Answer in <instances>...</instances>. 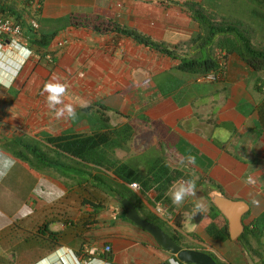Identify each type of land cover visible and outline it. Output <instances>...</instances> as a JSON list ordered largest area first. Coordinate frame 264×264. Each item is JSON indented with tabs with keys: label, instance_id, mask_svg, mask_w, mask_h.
I'll return each mask as SVG.
<instances>
[{
	"label": "crops",
	"instance_id": "obj_1",
	"mask_svg": "<svg viewBox=\"0 0 264 264\" xmlns=\"http://www.w3.org/2000/svg\"><path fill=\"white\" fill-rule=\"evenodd\" d=\"M0 2L35 19L39 36L57 32L47 48L31 44L29 31L21 44L0 39V150L15 160L0 179V197L6 198L0 201V264H87L93 248L106 264H184L123 219L109 188L94 178L97 166L47 143L96 133L112 139L101 148L106 161L145 181L133 199L141 217L159 219L155 204L162 202L174 225L159 221L188 245L183 248L206 252L220 264H264V78L236 55L214 48L202 54L195 39L204 33L190 10L231 24L224 15L231 0H42L40 14L18 0ZM255 18L250 35L262 38V9ZM207 57L224 63L216 82L182 68V60ZM54 75L69 84L64 99L76 108V120L56 119L40 95ZM18 137L40 142L58 161L57 170L34 171L16 159L7 147ZM188 151L197 157L195 166L180 164ZM105 168L104 178L123 184L116 168ZM249 175L254 186L244 183ZM18 176L36 185L31 202L25 199L13 216L9 201ZM193 177L204 213H195L192 197L177 207L167 195L177 181ZM114 208L120 211L115 220ZM27 234L43 244L28 259ZM106 246L111 253L104 254Z\"/></svg>",
	"mask_w": 264,
	"mask_h": 264
},
{
	"label": "trees",
	"instance_id": "obj_2",
	"mask_svg": "<svg viewBox=\"0 0 264 264\" xmlns=\"http://www.w3.org/2000/svg\"><path fill=\"white\" fill-rule=\"evenodd\" d=\"M254 2H256V4H260V5H256V7L254 6V13H256L258 9H262L264 11V0H252V3ZM27 5L31 7L30 4ZM41 10L42 9L39 8L36 10V12L40 14ZM190 10L192 11L191 12L192 17L194 18L195 21H197L200 24L201 29L203 30L204 33L203 36L199 35L195 39V42L196 41L201 42L199 44L201 46L200 47L201 49H203L204 51H209L210 48L211 49L214 48L219 50L221 53L225 52L226 56L236 55L245 64L250 66V68L254 70L256 74L261 73L264 75V43L262 47L254 46L252 41L253 36L246 33V30L248 29L246 26V22L240 19H234L233 23L231 24H225L222 22L214 23L200 9L198 10L196 8L195 9L190 8ZM0 18L12 19L14 22H16L21 26L23 34L25 31L30 32L31 40L29 38V41L31 42V44L32 43L39 44V46L44 48L48 47V45L52 42V40L56 37L57 34V32H54L52 34H42L39 36L38 33L36 32L38 28L37 29L32 28L28 20L23 19V17L17 12H15L13 8L7 7L1 2H0ZM31 20H35V19H31ZM248 26L250 32L251 31L250 25ZM118 30L124 33L125 35L136 37L133 32L122 29H118ZM167 52L168 55H172L171 52L169 51ZM182 63H183L182 68L184 70L201 74L203 76H206L211 72L217 73L219 72V70L223 69L222 66L218 64L217 60L212 59L210 57L209 58L207 57L201 63L198 62L197 60H182ZM258 89L259 91H262L263 88L261 86H258ZM262 118L264 119V115L262 116ZM110 141H112V139H110V136L108 134L96 133L93 136L82 137V138L79 137L49 138L47 140V143H49L52 146H55L56 149H58L61 153L73 156L77 159L86 161L88 163H92L95 166H97V168L95 169L96 172H98L99 174L94 177L96 182L103 184L104 188L106 187V189L109 188L108 195L118 203L120 209L122 210L121 214L123 216V219L126 222H129L126 219L125 213L123 211L120 202L123 199H128L135 207L133 203V199H135L136 197L134 195V192H132L128 188V185L137 182L141 186V184L144 185L145 181L142 178H139V175L136 174L130 168H127L125 166H116V164L112 165V163L110 164L108 161H106V158L104 156L106 152L103 151L101 148L103 146L106 147V144L108 145V142ZM7 149L16 159L26 163L33 170L36 166L37 169L50 167L57 170V168L54 167V165L57 164L58 161L50 158L49 152L44 150L42 148V144L38 141L26 137H18L13 139L9 143ZM100 168H105L106 171H109L112 168H116L114 174L123 181V184H115V182L107 178H104L103 174L101 173L104 174L106 173L102 171V169ZM142 188L143 187L141 186V189ZM145 220L158 225L160 228L164 230V228L162 227L163 225L156 217L152 216L150 217V219H145ZM167 234L171 236L176 242L179 241L174 234H170V233ZM221 239L223 240L224 236ZM216 262L220 264L218 260H216Z\"/></svg>",
	"mask_w": 264,
	"mask_h": 264
},
{
	"label": "clouds",
	"instance_id": "obj_3",
	"mask_svg": "<svg viewBox=\"0 0 264 264\" xmlns=\"http://www.w3.org/2000/svg\"><path fill=\"white\" fill-rule=\"evenodd\" d=\"M68 90L69 84L66 81H62L55 75L46 81L43 85V88L41 89L40 95L45 96L46 106L54 114L56 119L64 118L76 120L78 118V114L74 105L65 102L64 98L67 95ZM196 163L197 157L191 151H188V153L180 161V164L184 167L195 166ZM14 164V158L0 150V179H3L8 174ZM197 180L198 177L179 180L172 187H170L167 195L170 197L171 203L174 206L179 207L184 204L186 198L192 197L194 200L195 213H204L207 208L200 198H197ZM244 183L246 185L254 186L256 184V179L249 175L245 178ZM251 203L255 207H260L261 205V201L255 197L252 198ZM157 207L159 208L160 205H157ZM105 251L108 250L105 249ZM95 252L96 249L93 248L91 252L92 259L88 260L87 264H106L105 260L95 256ZM38 264H41V262H38ZM172 264H175V262L172 261Z\"/></svg>",
	"mask_w": 264,
	"mask_h": 264
},
{
	"label": "rangeland",
	"instance_id": "obj_4",
	"mask_svg": "<svg viewBox=\"0 0 264 264\" xmlns=\"http://www.w3.org/2000/svg\"><path fill=\"white\" fill-rule=\"evenodd\" d=\"M251 1H250V3L247 4L245 0H231L230 5H228V8H226L227 11H224V15L231 18L230 21L231 20L234 21V18H236V19H240V20H243L244 22H246V26L248 28L246 30V33L249 34V35H250L251 31L249 32V26L248 25L254 26L255 24H257V21H258L257 18H255L254 6L256 7V5H260V4H256V2L252 3ZM57 24L59 25V23H57ZM61 24L64 25V20H62ZM42 25L45 27L46 23L43 21ZM252 33H255V32H252ZM261 34H263L262 38H258V37H254V36L252 38L253 44L256 47H262L263 46L264 33L261 32ZM206 53H207V51H204V53H202V54H204L206 56L207 55ZM259 75L264 78L263 74H259ZM36 167L34 168V171H38L39 170ZM18 181H20V182H18ZM17 182H18V186L14 185L13 188H12L13 194H16V195H14L12 197V199H10L11 201H9V203L12 204V208H13V209L10 210V211H12V213L10 215H13V216H16V214H17L14 211L16 209H18V210L20 209V208H17V206H24L25 199H26V203L31 202V199H32L31 195L34 194L33 190H34L35 185H36V183L32 182L31 178L24 177V179H22L20 176H18ZM2 199L5 200L6 198L4 196H3V198L0 197V201ZM110 213L112 214V211H110ZM143 218L144 219H150V218L144 217V216H143ZM132 228H135L134 225L132 226ZM163 228H164V230L166 232H168L165 227H163ZM24 232H26V228L24 229ZM42 232H44V230L40 232L41 235H43ZM140 233L143 236L147 237L149 240H154V239H152L151 235H149L148 233L143 232V231H140ZM41 243L42 242H37V239H35L32 236H30V234L29 235L27 234V236L24 237L23 248H24V254L26 255V259H28L30 256H33L35 254L34 250H36L38 247H42L43 246V244H41ZM179 245L182 246V247H184V246L188 247V245H184L182 241L180 242ZM12 248H13L12 252H13V255H14L17 252V248L15 246H13ZM225 258L229 262L232 261L230 255L225 256ZM30 259H33V258H30ZM14 263H16V262H14ZM221 264H226V263L225 262L224 263L221 262ZM234 264H236V263L234 262Z\"/></svg>",
	"mask_w": 264,
	"mask_h": 264
},
{
	"label": "water",
	"instance_id": "obj_5",
	"mask_svg": "<svg viewBox=\"0 0 264 264\" xmlns=\"http://www.w3.org/2000/svg\"><path fill=\"white\" fill-rule=\"evenodd\" d=\"M120 203L126 219L129 222L151 235L164 251L177 257L180 262L185 264H218L215 259L206 252L184 249L158 225L143 219L128 199H123Z\"/></svg>",
	"mask_w": 264,
	"mask_h": 264
},
{
	"label": "built area",
	"instance_id": "obj_6",
	"mask_svg": "<svg viewBox=\"0 0 264 264\" xmlns=\"http://www.w3.org/2000/svg\"><path fill=\"white\" fill-rule=\"evenodd\" d=\"M18 1L30 4V6L33 7L34 10H37V9L42 7V0H18ZM28 22L30 23L32 28H34V29L38 28L37 22L35 20H30ZM23 35L24 34L22 31V28L19 24L14 22L12 19L0 18V39L8 38L12 42H16L18 44H21V43H23V42H21L23 39ZM65 44H66L65 41L60 42V43H58V47H62ZM223 65H224V63H223ZM220 76H221L220 73L213 72V73L207 74L206 76H203V78H204V80H207L209 82H216L220 79ZM129 188L132 192H134L136 194L140 193L142 190L141 186L137 182L129 184ZM146 194H148V193H146ZM157 205H160V207L158 208ZM119 214H120V211L117 208H114L112 210V216H113L114 220L117 219ZM154 214L159 219L165 221L169 225H171V226L174 225L173 218L168 214V212L164 208L162 202H156ZM105 249H107L108 251H105ZM109 253H111V247L106 246L104 248V254H109Z\"/></svg>",
	"mask_w": 264,
	"mask_h": 264
},
{
	"label": "flooded vegetation",
	"instance_id": "obj_7",
	"mask_svg": "<svg viewBox=\"0 0 264 264\" xmlns=\"http://www.w3.org/2000/svg\"><path fill=\"white\" fill-rule=\"evenodd\" d=\"M177 243H178V244H180V242H179V241H177ZM184 249H185V248H184ZM176 258H177V257H176ZM164 264H165V263H164Z\"/></svg>",
	"mask_w": 264,
	"mask_h": 264
}]
</instances>
